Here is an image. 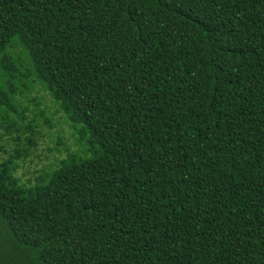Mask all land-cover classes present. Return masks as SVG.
Segmentation results:
<instances>
[{"label":"trees","instance_id":"1","mask_svg":"<svg viewBox=\"0 0 264 264\" xmlns=\"http://www.w3.org/2000/svg\"><path fill=\"white\" fill-rule=\"evenodd\" d=\"M0 130V264H264V0H0Z\"/></svg>","mask_w":264,"mask_h":264},{"label":"rangeland","instance_id":"2","mask_svg":"<svg viewBox=\"0 0 264 264\" xmlns=\"http://www.w3.org/2000/svg\"><path fill=\"white\" fill-rule=\"evenodd\" d=\"M39 94L42 101L40 103V107H44L46 105L49 106L51 104V100L49 95L46 94V91H40ZM31 105L32 104H30V106ZM28 113L30 114L31 112ZM53 121L56 122V125L50 129L43 125L45 135L39 139L38 145V153H40V157L34 155L23 162L22 166L18 168L17 173L21 176L23 181H33V177L36 175V173H38L37 170L47 168L50 163L55 166L57 163H59L58 161H60L62 157L67 156L69 151L81 150V146L73 142V136L71 134L72 129L69 127L68 123L62 121V119H58L57 115H54ZM59 128L62 129V133L66 136L65 143L60 144V146L63 148L61 151L53 148V139H55L54 137H56V132ZM0 143H3L6 149L12 147V140L10 137H4ZM66 146H69V150L64 148Z\"/></svg>","mask_w":264,"mask_h":264}]
</instances>
